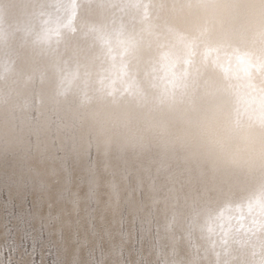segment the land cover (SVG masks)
Returning a JSON list of instances; mask_svg holds the SVG:
<instances>
[{"label": "bare ground", "instance_id": "1", "mask_svg": "<svg viewBox=\"0 0 264 264\" xmlns=\"http://www.w3.org/2000/svg\"><path fill=\"white\" fill-rule=\"evenodd\" d=\"M261 85L264 0H0V264H264Z\"/></svg>", "mask_w": 264, "mask_h": 264}, {"label": "clouds", "instance_id": "2", "mask_svg": "<svg viewBox=\"0 0 264 264\" xmlns=\"http://www.w3.org/2000/svg\"><path fill=\"white\" fill-rule=\"evenodd\" d=\"M261 87H264V85H261ZM229 211V209L222 208L218 213V219L223 217V219L220 220L221 225H223L225 220L230 221L233 219L232 215L229 214ZM235 213L237 214L236 219L238 220H243L245 218L244 213H247L250 216H258L259 219L253 221V226L255 227L257 223L264 225V194L257 195L251 202H248L243 206L237 204L235 206Z\"/></svg>", "mask_w": 264, "mask_h": 264}]
</instances>
